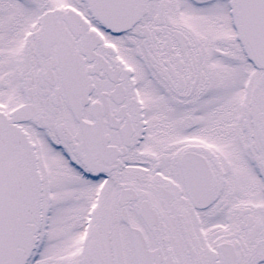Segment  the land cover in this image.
Segmentation results:
<instances>
[{
  "label": "snow or ice",
  "instance_id": "1",
  "mask_svg": "<svg viewBox=\"0 0 264 264\" xmlns=\"http://www.w3.org/2000/svg\"><path fill=\"white\" fill-rule=\"evenodd\" d=\"M0 264H264V0H0Z\"/></svg>",
  "mask_w": 264,
  "mask_h": 264
}]
</instances>
